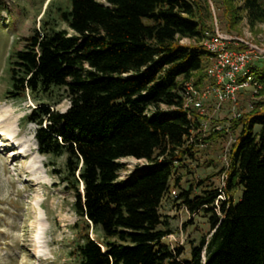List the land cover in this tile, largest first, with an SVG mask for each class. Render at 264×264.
<instances>
[{
	"label": "trees",
	"instance_id": "trees-1",
	"mask_svg": "<svg viewBox=\"0 0 264 264\" xmlns=\"http://www.w3.org/2000/svg\"><path fill=\"white\" fill-rule=\"evenodd\" d=\"M55 2H47L40 28L21 37L22 47L8 55L4 93L20 100L47 95L52 87L65 90L69 105L64 111L39 102L22 120L36 125L37 152L72 192L78 239L69 253L78 264H264L261 101L230 119L236 136L229 150L227 199L220 200L218 210L216 189L192 195L189 185L178 194L189 211L210 212L209 240L202 237L191 248L192 261L183 262L177 258L181 248L163 241L170 230L159 212L161 201L183 156H193L188 139L205 118L200 108L185 105V83L200 89L212 82L206 70L211 53L200 43L210 30L195 1ZM222 3L236 18L243 13L251 28L264 24V0ZM183 37L195 43L183 44ZM254 71L261 92L264 66ZM61 156L63 169L54 168ZM123 157L146 164L128 179H118Z\"/></svg>",
	"mask_w": 264,
	"mask_h": 264
},
{
	"label": "rangeland",
	"instance_id": "rangeland-1",
	"mask_svg": "<svg viewBox=\"0 0 264 264\" xmlns=\"http://www.w3.org/2000/svg\"><path fill=\"white\" fill-rule=\"evenodd\" d=\"M48 1L0 0V131L3 133L0 134V264H78L69 253L78 239L73 226L78 217L72 209V192L53 172L52 166L47 165L48 158L37 152L34 139L36 125L22 120V116L39 102L64 111L69 105L65 90L63 87H52L47 95L37 93L35 98L27 95L20 100H11L4 93L8 86V55L22 47L21 37L30 34L34 28H40L41 14ZM55 1L56 4L65 2ZM194 1L198 5L199 18L210 30V35L218 31L226 37V45H246L248 42L258 46L262 53L252 67L264 66V24L251 28L243 13L234 17L232 9L222 0ZM233 5L237 4L234 2ZM59 26L64 27L62 23ZM179 41L183 44L195 43L194 39L187 37ZM237 95L236 111L249 110L248 103L255 101L264 105L263 85L257 96L251 95L247 89ZM201 101L203 104L199 111L205 115L201 121H205L206 126L202 129L199 124L191 133L188 145L192 146L193 156H183L182 166L172 174L169 190L159 207L162 219L168 223L170 230L163 241L172 249L181 248L177 257L180 262L191 260V248L202 237L207 242L211 231L210 212L200 208L192 213L183 208L179 192L189 185L193 186L192 195L216 189L215 211L220 200L227 199L224 189L230 148L224 154L222 145L225 143L223 129L232 114V105L225 100L216 106L213 94L201 97ZM162 108L167 113L170 111L165 106ZM119 161L123 167L118 171V179L122 180L128 179L146 164L145 160L133 157H123ZM63 162L64 156L56 158L54 168L63 169ZM175 178L178 179L177 185ZM232 193L234 200L238 199L240 187H235ZM90 235L97 236L96 230L90 229ZM205 256L204 245L200 253L202 262Z\"/></svg>",
	"mask_w": 264,
	"mask_h": 264
},
{
	"label": "built area",
	"instance_id": "built-area-1",
	"mask_svg": "<svg viewBox=\"0 0 264 264\" xmlns=\"http://www.w3.org/2000/svg\"><path fill=\"white\" fill-rule=\"evenodd\" d=\"M225 39V36L216 31L213 35L204 36L200 42L211 53L206 70L212 78V82L205 84L200 90L193 88L190 82L185 83V105L187 107L201 108L203 104L201 97L209 94H213L216 98V106L225 100L231 103L232 114L227 118L224 128L225 143L222 145L224 154L228 152L236 136V133H233L229 126L230 119L238 115V111L234 109L238 92L249 89L251 95L257 96L258 90L261 88L252 63L262 53L261 48L248 42H246L247 46L244 49L228 48ZM247 107L251 108V103H248ZM164 116L170 117V114ZM205 126L206 122L201 121L200 127L204 129ZM189 141H191V135Z\"/></svg>",
	"mask_w": 264,
	"mask_h": 264
},
{
	"label": "bare ground",
	"instance_id": "bare-ground-1",
	"mask_svg": "<svg viewBox=\"0 0 264 264\" xmlns=\"http://www.w3.org/2000/svg\"><path fill=\"white\" fill-rule=\"evenodd\" d=\"M1 130V129H0ZM0 134H3L2 131H0ZM40 158V157H39ZM36 178V177H35Z\"/></svg>",
	"mask_w": 264,
	"mask_h": 264
}]
</instances>
